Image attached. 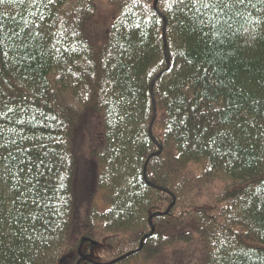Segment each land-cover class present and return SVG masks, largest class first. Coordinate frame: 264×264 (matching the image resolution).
Segmentation results:
<instances>
[{"label":"trees","instance_id":"trees-1","mask_svg":"<svg viewBox=\"0 0 264 264\" xmlns=\"http://www.w3.org/2000/svg\"><path fill=\"white\" fill-rule=\"evenodd\" d=\"M105 3L101 30L98 0L0 5V264L127 263L196 239L199 264H264V5ZM88 115L102 140L86 157ZM79 167L99 203L74 236Z\"/></svg>","mask_w":264,"mask_h":264},{"label":"rangeland","instance_id":"rangeland-1","mask_svg":"<svg viewBox=\"0 0 264 264\" xmlns=\"http://www.w3.org/2000/svg\"><path fill=\"white\" fill-rule=\"evenodd\" d=\"M99 5L97 7V30H101L104 25L108 22L109 20V8L107 3H105V0H98ZM87 120L89 122V125L87 127V132H82L79 133L80 140L79 144L81 145L82 142L84 147H83V153L85 154L86 157H89L87 155V151L90 150V147L92 145H96L101 143L102 140V129L99 123V120L97 117L94 115H88ZM87 140V141H86ZM81 156V155H80ZM82 157V156H81ZM89 161V159H88ZM90 163V162H87ZM86 170L84 167H79L78 168V174H80L78 181V189H77V197L79 199L77 203V212L75 216V221H74V236H78L80 230L82 229L83 225V216L82 214L86 212L88 209L91 201L95 200L93 204L99 203V194L95 192V189L93 187V177L90 173H87L88 176H84L82 172H85ZM77 181V182H78ZM205 195L203 200H208L210 199L211 191H205L203 193ZM84 198L87 199L88 203H84L81 200H84ZM97 202V203H96ZM87 240V239H86ZM86 240L84 242H86ZM88 241V240H87ZM102 241V240H101ZM99 243L95 242L96 244L93 245L89 241V247H88V252L91 251L92 254V259L95 262L98 263H106L109 262L111 259V252L108 250L107 245L109 243L106 242H101ZM94 242V241H93ZM87 244L84 243L82 250H81V255H84V249ZM178 246L181 247L182 252L180 253V250L177 249V246L175 245L173 248L164 251L162 254L157 255L154 258H149L146 255H139L137 258L130 260L127 263H116L115 260L112 264H199V259L198 255L203 254L204 250H202V244L196 239L194 242L187 244V243H179L177 244ZM97 247H100L101 249H98ZM200 249V250H199ZM198 251V252H197ZM178 253H180L178 255ZM201 258V256L199 255ZM86 258V257H84ZM120 260V259H119ZM79 264V263H78Z\"/></svg>","mask_w":264,"mask_h":264},{"label":"snow or ice","instance_id":"snow-or-ice-1","mask_svg":"<svg viewBox=\"0 0 264 264\" xmlns=\"http://www.w3.org/2000/svg\"><path fill=\"white\" fill-rule=\"evenodd\" d=\"M7 2H16V3H24L25 0H0V5L5 4ZM33 4L37 3H43V0H31ZM49 3H52L53 0H48ZM140 0H131L132 4L139 3ZM165 3H168L169 8H172L173 6L176 7L177 10L183 11L184 9L192 10L195 9L196 13L203 15L204 12L212 11L213 9L223 12L224 14H227L232 9H235L238 5L244 6L246 4L251 3V0H164ZM258 2L262 5H264V0H258ZM183 6V7H181ZM255 7V5H252ZM41 20L45 19L43 14H40L39 17ZM257 23H264V20L257 21ZM138 27V25H137ZM4 28L3 25L0 24V56L7 57L9 53L7 51H4V48L6 45L3 44L4 39ZM16 35H19L18 33ZM36 35H40L39 32L36 33ZM214 111L220 112L221 109L216 108ZM13 109L8 108L7 113H4L3 115L6 117L8 113H12ZM55 119V117H53ZM19 124H23V121H17ZM183 123V121H181ZM7 129H0V138L3 137L4 131ZM215 143V141H212ZM13 145H15V141H11ZM8 149V143H0V150H7ZM17 151H23L22 149H17ZM11 158V152L9 151L8 156L4 157L3 159H9ZM33 203L37 204L39 201L33 200Z\"/></svg>","mask_w":264,"mask_h":264},{"label":"water","instance_id":"water-1","mask_svg":"<svg viewBox=\"0 0 264 264\" xmlns=\"http://www.w3.org/2000/svg\"><path fill=\"white\" fill-rule=\"evenodd\" d=\"M86 239H83V241H85ZM91 244L95 245L96 243L93 241H90ZM119 260V259H118Z\"/></svg>","mask_w":264,"mask_h":264}]
</instances>
